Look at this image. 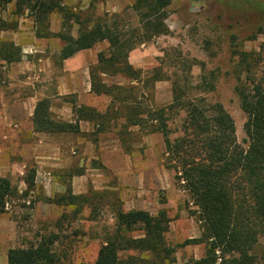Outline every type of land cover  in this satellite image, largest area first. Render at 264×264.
<instances>
[{
    "label": "rangeland",
    "instance_id": "1",
    "mask_svg": "<svg viewBox=\"0 0 264 264\" xmlns=\"http://www.w3.org/2000/svg\"><path fill=\"white\" fill-rule=\"evenodd\" d=\"M56 1L62 11L49 15L45 30L35 23L34 11L26 10L18 16L14 3L0 8V50L11 46L14 57H19L8 63L0 54V180L17 189L0 216L11 222L9 238L19 243L14 249L34 248L51 238L58 264H94L102 243L114 232L117 209L151 215L165 211L170 220L165 238L174 248L176 264L202 258L204 244L179 247L187 240L201 238L203 224L187 192L175 180L174 171L166 166L161 134L144 135L137 128L121 131L123 120L114 118L112 107L116 106L107 96L91 100V109L105 118L103 131L97 129L87 136L86 154L81 132L33 131L28 115L34 111L33 101L27 99L35 97L36 103L47 100L53 119L74 123L77 115L72 106L78 107L87 73L96 68L98 54L108 51L106 42L97 44L92 49V58L94 53L96 59L90 67L87 60L91 59L78 55L77 64L84 61L88 67L85 77L65 72L59 58L63 46L59 33L76 37L80 28H89L98 19L135 40L146 32L134 9L136 0ZM260 5L264 0H173L162 12L167 34L139 41L129 53H136L133 60L138 67H132L139 76L160 78L151 96L146 88L138 92L145 94L142 109L172 105V82L181 86L187 80L190 85L181 98L180 109L169 121L171 140L182 132L188 110L185 100L201 98L207 104L221 105L234 122L237 143L246 148L245 115L235 92L241 75L233 50L254 52L264 71V12ZM46 32L49 35H43ZM69 75L74 78L67 79ZM103 79L109 85H126L121 78ZM61 86L76 92L59 95ZM21 102L25 104L24 114L18 121L9 120L10 110L19 108ZM125 109L123 113L128 112ZM149 138H153L155 147L148 154ZM31 175L33 184L27 188L25 180ZM250 255L253 264H264V232ZM235 258L226 256L231 261ZM145 260L150 258L140 255L137 264H145Z\"/></svg>",
    "mask_w": 264,
    "mask_h": 264
},
{
    "label": "trees",
    "instance_id": "2",
    "mask_svg": "<svg viewBox=\"0 0 264 264\" xmlns=\"http://www.w3.org/2000/svg\"><path fill=\"white\" fill-rule=\"evenodd\" d=\"M172 1L136 0L134 9L146 28L136 40L100 19L89 28H80L76 37L59 33L57 37L63 42L59 58L65 61L97 44H108L107 53L98 54L97 66L90 71L91 92L112 99V105L116 106L112 107L116 111L114 118L123 120L121 131L137 128L138 133L144 135H162L166 166L174 171L175 180L187 192L203 224L201 238L187 240L179 247L204 244L205 254L185 264H253L250 250L264 232V71L259 68L254 52L233 50L241 75L235 92L245 115V149L237 143L234 122L221 105L207 104L201 98L185 100L188 110L182 121V132L171 140L173 130L169 121L180 109L182 96L191 89L188 81L184 80L181 86L172 82V105L142 109L145 94L138 92L146 88L151 96L153 85L160 78L139 76L140 72L129 64L128 56L139 41L167 34L162 12ZM12 3L18 16L26 10L34 11V21L42 30L50 14L62 11L56 0H0V8ZM260 6L264 12V5ZM10 49L11 46L1 49L0 57L8 63L18 61L19 57H14ZM104 77L121 78L126 85L106 84ZM72 107L77 115L74 123L57 121L50 114L48 101L39 100L31 120L33 131L78 134L79 121H93L98 126L97 131H103L104 115L86 106ZM125 108L128 112L123 113ZM25 183L27 188L32 186V175ZM16 193L17 189L8 181L0 180V215L6 212V203ZM169 223L165 211L151 215L145 211L117 209L114 232L102 243L94 264H137L140 255L150 258L145 264H176L174 248L165 238ZM133 232L139 234L130 236ZM52 246L53 240L48 238L34 248L11 249L7 253V264H58ZM130 253L135 255L130 256ZM231 255L236 258L227 260L226 256Z\"/></svg>",
    "mask_w": 264,
    "mask_h": 264
},
{
    "label": "crops",
    "instance_id": "3",
    "mask_svg": "<svg viewBox=\"0 0 264 264\" xmlns=\"http://www.w3.org/2000/svg\"><path fill=\"white\" fill-rule=\"evenodd\" d=\"M92 49L91 50H86V51H81L77 54H75L73 57L63 61L64 63V71L66 72H76L79 73L81 76H83V74L86 76V73L84 72V69L88 67L86 66V64H84V61H80V64H77V57L78 55H85V57H89L91 60H87L88 62V66L90 67L91 64H89L90 62L92 63L94 61V59H96V55L93 53V58H92ZM134 56H136V53H131L129 55L128 61L129 64L137 66L134 63ZM138 67V66H137ZM87 77H88V81H87V85L85 87H83V94H80L77 100V104L78 107L80 106H86L88 108H91L93 106V104H91V100H95L96 98H98L97 96H95L92 92H91V84H90V73H87ZM83 76V77H85ZM74 76L69 75L67 76V79H73ZM86 79V78H83ZM85 81V80H84ZM59 91V95H67V94H74L76 92L75 89H71L69 92L66 91L62 86L58 88ZM83 95V96H82ZM27 100H32L33 101V106H32V110L34 109V103H36V99L35 97H31L28 98ZM25 108V104L24 102H21L19 104V108H13L10 110L9 113V120L10 119H14L16 121H18L20 119V117L24 114L22 112V110ZM33 113H29V117H32ZM72 115V114H71ZM70 123V122H69ZM80 124V125H79ZM79 132H81V134H83V150H85V154H86V149L88 148V141H87V136L90 133H93L95 130L98 129V126L95 125V123L93 121H79ZM32 132V129L30 130ZM154 135V134H153ZM150 142L148 145V150L147 153L149 154L150 151L155 147V144H151L152 139L153 138H149ZM154 139L156 140V137H154ZM83 155H84V151H83ZM11 228V222L9 221V219L6 216H0V264H7V253L9 250L14 249L15 246H17L18 240L16 238H9V229Z\"/></svg>",
    "mask_w": 264,
    "mask_h": 264
}]
</instances>
